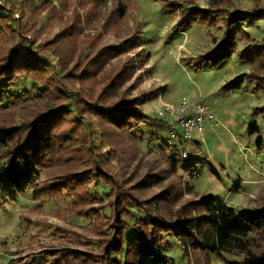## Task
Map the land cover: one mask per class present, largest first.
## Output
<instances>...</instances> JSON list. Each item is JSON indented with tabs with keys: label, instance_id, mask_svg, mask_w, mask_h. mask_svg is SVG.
Here are the masks:
<instances>
[{
	"label": "trees",
	"instance_id": "obj_1",
	"mask_svg": "<svg viewBox=\"0 0 264 264\" xmlns=\"http://www.w3.org/2000/svg\"><path fill=\"white\" fill-rule=\"evenodd\" d=\"M109 1L47 0L35 5L36 0H27L21 9L27 19L22 28L18 23L21 20L15 16V6L0 1L2 202H14L16 196L31 191L36 202L43 198L68 200L75 215L93 221L96 239L90 243L95 250L55 252L52 264H174L163 253L172 248L168 238L179 243L189 264H213V257L223 264H264V205L242 210L227 207L212 196L196 194L191 183L180 176L154 195L141 197L140 191L160 185L168 172L178 175L180 160L176 154L164 155L166 168H158L157 173L135 184L130 176L120 180L107 169L114 150L104 153L100 146L112 145L113 135L124 141L134 140L135 134L140 138L141 126L155 122L142 112L139 100L126 99L112 106L103 104L130 77L132 71L126 66L118 67L113 75L103 79V87L94 101L86 90L85 81L96 76L111 58L131 49L124 41L96 50L99 42L96 32L81 52L74 53L84 43L81 36L86 24L95 20ZM163 5L176 13L178 32L196 24L222 32L214 48L187 60L195 72L219 69L232 59L237 43H244L236 55L239 62L251 65L250 72L226 82L217 95L241 91L246 83L253 84V92L264 90V38H253L249 32L264 22L262 0H254L251 11L237 8L232 0H208L207 8H202L197 0H164ZM123 9V5L117 4L101 26L107 31L122 20ZM28 10L31 12L27 13ZM42 12L50 16L49 21L59 22V30L45 45L55 49L67 47L72 55L71 66L62 77L56 75L54 63L42 57L37 47L35 34ZM86 49L90 53L85 54ZM126 63L132 70V59L128 57ZM24 78L33 82L32 89L10 95L4 102L3 92L15 88L16 82ZM76 83L80 88L74 90ZM27 108L33 110L27 112ZM257 117L264 122V105L253 108L246 128L249 137H257L255 151L264 153V136L255 121ZM92 122V125L96 122L105 139L98 146ZM187 160L181 163V168L192 178L199 162ZM56 168L61 170L59 176L42 179L43 174ZM183 191L193 194V198L179 204Z\"/></svg>",
	"mask_w": 264,
	"mask_h": 264
},
{
	"label": "rangeland",
	"instance_id": "obj_2",
	"mask_svg": "<svg viewBox=\"0 0 264 264\" xmlns=\"http://www.w3.org/2000/svg\"><path fill=\"white\" fill-rule=\"evenodd\" d=\"M0 1L6 6H15V13L22 19L18 23L21 27L25 26L27 19L21 9L27 0ZM46 1L36 0L35 5ZM207 1L197 0L202 8H207ZM232 1L244 11L253 9L254 0ZM262 1L264 4V0ZM53 2L56 3L57 0ZM163 2L164 0H110L99 10L98 17L86 24L81 36L84 43L80 44L79 50L74 51L75 54L81 52L96 32V35L99 34L96 50L126 41L131 49L111 58L96 76L85 81L86 90L91 94V101H94L103 87V79L113 75L118 67L126 66L128 71H132L130 77L103 104L112 106L126 99H136L139 100L142 112L155 120L152 125L141 126L143 133L140 138L135 134L134 140L124 141L113 135L110 140L112 145L107 143L100 146L104 153L114 150L107 169L120 180L130 176L132 184H135L145 176L157 173L158 168H166L164 155L171 157L177 150L176 147L167 145L168 134L173 125L170 124L171 116L166 107L176 105L183 97L197 101L203 99L213 106L219 120L209 123L210 127H207L205 134L199 139L195 138L190 144L193 154L187 161L201 162L196 167L195 175L191 178L184 173L181 168L183 161H179L178 175L168 172L160 185L140 191V196L148 198L171 181H177L180 176L185 182L191 183L196 194L212 196L219 204L236 210L264 205V153L255 151L257 137L251 138L245 132L253 108L264 105V90L253 92V84L246 83L241 91L228 93L226 96L213 95L234 77L250 72L251 65L239 62L236 55L244 43H237L235 55L219 69L193 71L187 60L214 48L222 32L217 28L209 30L199 24L178 32L175 29L177 15L170 8H164ZM117 4L123 5L124 17L106 31L101 24ZM29 12L31 11L28 10L27 13ZM49 18L45 12L40 14L35 39L42 57L52 61L56 75L62 77L71 66L69 63L72 55L67 52V47L55 49L54 46L45 45L59 30V22L49 21ZM249 32L253 38H264V22H259ZM84 53H90L89 49ZM128 57L133 61L132 70L128 69L130 64L126 63ZM32 84L28 79H19L16 87L7 93L3 92L1 98L7 102L10 95L30 91ZM79 88L80 85L76 83L74 90ZM220 105L229 109L235 107L238 109L237 115L232 118L224 116L228 113L223 114ZM32 110L33 108H27L25 111ZM255 121L261 127V136H264V122L260 117ZM94 123V142L98 146L103 137L96 122ZM229 131L235 134L230 136ZM222 164L223 167L220 166ZM60 174L61 170L50 169L42 175V179ZM237 183L239 186H236ZM182 197L179 204L193 198V194L183 191ZM74 211L75 208L70 206L68 200L53 201L43 198L41 202H36L32 199L31 191L16 196L14 202H2L0 198V264H52L54 259L51 256L55 252L63 254L65 249L94 251L95 247L90 243L96 239L93 221L87 217H78ZM167 240L172 248L163 250L164 255L172 258L174 264H189L179 243L174 238ZM212 261L213 264H223L218 257H213Z\"/></svg>",
	"mask_w": 264,
	"mask_h": 264
},
{
	"label": "built area",
	"instance_id": "obj_3",
	"mask_svg": "<svg viewBox=\"0 0 264 264\" xmlns=\"http://www.w3.org/2000/svg\"><path fill=\"white\" fill-rule=\"evenodd\" d=\"M18 20L21 16L15 13ZM21 27V26H20ZM22 28V27H21ZM166 110L170 112L172 129L168 134V147H176V153L180 161H185L191 157L190 144L196 136L202 137L208 127L207 122L215 119L208 103L202 100H192L189 97H183L177 105L167 106Z\"/></svg>",
	"mask_w": 264,
	"mask_h": 264
},
{
	"label": "crops",
	"instance_id": "obj_4",
	"mask_svg": "<svg viewBox=\"0 0 264 264\" xmlns=\"http://www.w3.org/2000/svg\"><path fill=\"white\" fill-rule=\"evenodd\" d=\"M235 55V54H234ZM233 55V56H234ZM220 89V88H219ZM213 95H217L216 93L215 94H213ZM199 100H202V101H204L205 103H207L205 100H203V99H199ZM179 103V102H178ZM177 103V104H178ZM176 104V105H177ZM209 104V103H208ZM210 105V104H209ZM210 107H211V110H212V113H214L215 114V119L213 118V119H211L209 122H207V124H208V127H210L209 126V123H211V122H213L214 120H216V121H218L219 119H218V115H217V113H216V111L213 109V106L212 105H210ZM220 108L222 109V111H223V114H224V112H227L228 114L227 115H225L224 114V116H226V117H228V118H232V117H234V116H236L237 115V111H238V109H236L235 107L234 108H231V109H229V108H225V107H223V105H220ZM249 122V121H248ZM248 122H247V125H248ZM211 125V124H210ZM226 125H228V124H226ZM229 126V125H228ZM230 130V129H229ZM245 132H246V130H245ZM235 133H232L231 131H229V135L230 136H233ZM248 135V134H247ZM195 138H197V139H199V138H201V137H199L198 138V136H196ZM253 138V137H252ZM201 163V162H200ZM199 163V164H200ZM220 166H222L223 167V164L222 165H220ZM224 205V204H223ZM227 207H229V206H227Z\"/></svg>",
	"mask_w": 264,
	"mask_h": 264
}]
</instances>
